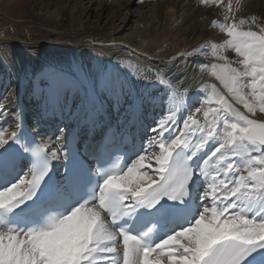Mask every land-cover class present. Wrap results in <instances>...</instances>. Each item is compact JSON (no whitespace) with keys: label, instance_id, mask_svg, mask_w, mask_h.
I'll list each match as a JSON object with an SVG mask.
<instances>
[{"label":"snow or ice","instance_id":"6c2138e0","mask_svg":"<svg viewBox=\"0 0 264 264\" xmlns=\"http://www.w3.org/2000/svg\"><path fill=\"white\" fill-rule=\"evenodd\" d=\"M235 11L229 0L219 25L228 39L212 45L220 60L227 49L240 57V67L211 65L226 92L202 88L179 128L161 97V118L130 162L117 161L114 128L139 124L156 97L115 66L34 74L31 130L12 110L17 93L0 97V121L14 122L0 124V264H264V119L249 115L264 113V26ZM136 79L183 87L161 70ZM53 117L62 125L44 139L40 120Z\"/></svg>","mask_w":264,"mask_h":264},{"label":"bare ground","instance_id":"6f19581e","mask_svg":"<svg viewBox=\"0 0 264 264\" xmlns=\"http://www.w3.org/2000/svg\"><path fill=\"white\" fill-rule=\"evenodd\" d=\"M177 1L0 0V22L6 19L17 24L27 23L30 26L29 29L33 31L32 36L20 40L9 35L2 36L0 33V97L7 95L9 91L16 92L17 96L11 105L12 110L16 111L18 108L24 118L23 122L28 119L27 122L31 128L40 117L25 109L23 102L30 101L28 98L24 100L23 97L25 94L27 97L30 96V82L34 74L46 68L42 63L45 55L50 54L52 57L49 66L66 67L69 64L79 63L85 67H91L82 52V48L89 44L108 42L105 45L109 50L107 57L116 62L123 60L122 57H125L123 52L127 49H140L147 52L149 45L164 39L166 30L173 25ZM228 3L229 0H222L221 5L201 4L200 0H190L189 6L197 5L198 8L202 5L207 6L208 10L205 14L214 18L228 14ZM231 4L234 11L238 7L240 9L235 11V17H242L254 10L262 9L264 0H240L239 4L237 0H231ZM162 12H164L163 15H161ZM205 14H198L197 9L193 15L196 18H203ZM179 23L184 25L183 22ZM182 25L178 24V28ZM198 62L194 58L189 59L185 68L181 70L180 65L170 69L165 59L156 61L147 58L141 64H134L132 69L128 70V74L139 87H148L149 92L155 94L156 101L162 97L159 96L160 91L156 89V85L149 86V81L137 80L136 76L155 75L157 70H161L166 80L177 78L173 86L182 84L183 87L179 90L173 88L172 96L187 114V109L199 107L201 103L199 94L197 95L194 90L196 86L193 90L191 88L200 75L196 67ZM205 81L214 84L221 93L226 92L217 80L207 77ZM156 108L161 110L160 105L147 109V113L143 115L145 119L142 117L139 124H135L141 130L146 129L147 136L150 135L148 129L151 122L154 124V121L161 118L160 111ZM200 118L203 119L202 116ZM177 119L175 128L182 126L183 116ZM51 120V122L40 120L38 125L39 128L46 124V128H49L46 139L51 137L50 133L56 130L58 125H62L58 117H53ZM68 123L70 128L75 127L71 122ZM0 124L10 131L14 127L11 119L8 124L2 121Z\"/></svg>","mask_w":264,"mask_h":264},{"label":"rangeland","instance_id":"374dc122","mask_svg":"<svg viewBox=\"0 0 264 264\" xmlns=\"http://www.w3.org/2000/svg\"><path fill=\"white\" fill-rule=\"evenodd\" d=\"M144 1H148V0H144ZM189 2L190 0H178L177 1L176 6H175V10L177 11L176 13L173 14V17H175V21L173 25L166 30L164 39H159V41L153 42L149 45L150 46L149 51L147 52L144 50L140 51V49L139 50L138 49H135V50L127 49L126 51L124 50L125 52H123L124 53L123 55L125 57H122L123 60H121V62L113 61L112 59H109L107 57V53L109 50H108V46H105V45L108 42L106 43L104 42L103 44L93 43L92 45L91 44L86 45L85 47L82 48V52L84 56L86 57V59L88 60V62L91 64V67H93V65L95 67L98 65H107L109 67L115 66L116 68L124 72L125 74H128V70H131L134 64L136 63L141 64L142 61H144L147 58L148 59L152 58L153 60H156V61L165 59L167 62V66L170 69H172L175 66L178 67V65H180L181 70L185 68L189 59L191 60L192 58H194L197 61H199L196 67L198 71L200 72V75H199V78L196 80V82L193 83V86H196L194 88L195 91L197 90L196 94L198 91L202 93L203 95L202 100H203L206 93L203 92L201 89L206 87L208 91L213 90L212 84H209L210 82L207 83L205 80L207 79L208 76L216 80L215 77L211 75V72H212L211 65L230 63L232 67H240V65L237 63L240 57H238L237 54L230 49L222 50L223 55L228 57L227 61L220 60L216 56L213 55L212 45L213 44L222 45L223 42L226 39H228L226 34L219 27L220 24L226 23L224 19L225 16L214 17V18L209 17V15L205 14L207 13V10H208L206 8L207 6L204 7L202 5L200 6L201 8H198L197 5H194L190 7ZM194 7L198 9V14L199 13L205 14L203 18H196L193 15L194 12L197 10ZM163 14L164 12L161 13V15ZM253 16L258 18L257 24H259L260 26H264V5H262V9L254 10L253 12L248 13V15L242 16V17L249 18ZM242 17H235V18L238 20ZM213 21H215L216 23L213 24ZM179 22H183L184 25L180 24ZM177 23L182 26L178 28ZM249 26L252 27V30L259 31V27L255 25H251L250 21H249V24H246L244 26V28L247 29ZM29 27L30 26H28L27 23L17 24L10 20L5 19L3 20V22H0V33L2 34V36H6V35L12 36L16 40L27 39L28 37L32 36V32H33L31 29H29ZM114 47H117V46H114ZM193 49H198L199 54L188 55V53L192 52ZM51 58L52 57H50V54L45 55V60L42 61L43 65H45L44 67H46L45 69L48 68ZM176 80L177 78H173V79H170L169 81L172 82L171 84L173 85L176 82ZM156 87L158 88V91L161 92V93L159 92V96H162V95L165 96V98L163 96L162 98H164L170 103L168 105L166 104V107L173 109V106H174L176 108L175 110H177L178 113H180L177 118H179L180 116L185 117L187 115L186 110H183V107L180 105V103H176L175 98L172 96L173 89H167L165 85H158V84H156ZM215 90L219 91L216 87H215ZM169 94L173 97L171 100H168ZM25 96H27V94H25ZM25 96L23 97L24 100H25ZM30 96L28 95V97ZM32 103H33V100H32ZM36 107L26 106V108L31 109V111L35 110ZM236 107L239 108L241 106L236 105ZM164 114H167V113L165 112ZM159 115H161V112ZM249 115H250V118L252 117L254 119H264V113H260L259 111H257L255 116H251V114Z\"/></svg>","mask_w":264,"mask_h":264}]
</instances>
